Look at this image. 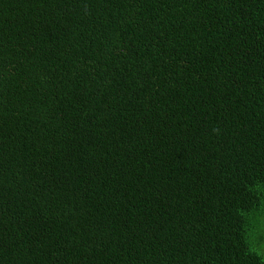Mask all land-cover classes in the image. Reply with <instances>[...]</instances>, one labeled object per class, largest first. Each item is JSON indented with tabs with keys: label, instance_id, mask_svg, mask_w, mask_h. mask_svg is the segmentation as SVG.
<instances>
[{
	"label": "trees",
	"instance_id": "trees-1",
	"mask_svg": "<svg viewBox=\"0 0 264 264\" xmlns=\"http://www.w3.org/2000/svg\"><path fill=\"white\" fill-rule=\"evenodd\" d=\"M0 264H264V0H0Z\"/></svg>",
	"mask_w": 264,
	"mask_h": 264
}]
</instances>
